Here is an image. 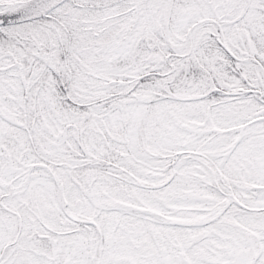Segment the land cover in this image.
<instances>
[{
	"label": "snow or ice",
	"instance_id": "1",
	"mask_svg": "<svg viewBox=\"0 0 264 264\" xmlns=\"http://www.w3.org/2000/svg\"><path fill=\"white\" fill-rule=\"evenodd\" d=\"M0 264H264V0H0Z\"/></svg>",
	"mask_w": 264,
	"mask_h": 264
}]
</instances>
